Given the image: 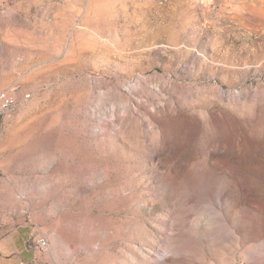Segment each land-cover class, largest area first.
Masks as SVG:
<instances>
[{"label":"rangeland","instance_id":"1","mask_svg":"<svg viewBox=\"0 0 264 264\" xmlns=\"http://www.w3.org/2000/svg\"><path fill=\"white\" fill-rule=\"evenodd\" d=\"M13 85L0 234L39 264H264V0H0Z\"/></svg>","mask_w":264,"mask_h":264},{"label":"crops","instance_id":"2","mask_svg":"<svg viewBox=\"0 0 264 264\" xmlns=\"http://www.w3.org/2000/svg\"><path fill=\"white\" fill-rule=\"evenodd\" d=\"M38 238L27 226L0 234V264H39L42 251L31 244Z\"/></svg>","mask_w":264,"mask_h":264},{"label":"built area","instance_id":"3","mask_svg":"<svg viewBox=\"0 0 264 264\" xmlns=\"http://www.w3.org/2000/svg\"><path fill=\"white\" fill-rule=\"evenodd\" d=\"M19 86H9L0 90V126L4 117L10 113L19 103L20 98L29 99L32 94L31 92H23L19 94V99H12V91H18ZM34 246L40 249L47 248L49 243L45 237H39L34 241Z\"/></svg>","mask_w":264,"mask_h":264},{"label":"bare ground","instance_id":"4","mask_svg":"<svg viewBox=\"0 0 264 264\" xmlns=\"http://www.w3.org/2000/svg\"><path fill=\"white\" fill-rule=\"evenodd\" d=\"M12 99H19V97L15 95L14 93H12Z\"/></svg>","mask_w":264,"mask_h":264}]
</instances>
